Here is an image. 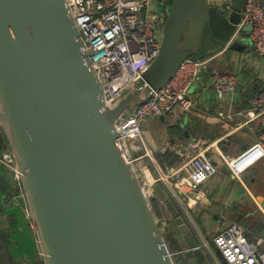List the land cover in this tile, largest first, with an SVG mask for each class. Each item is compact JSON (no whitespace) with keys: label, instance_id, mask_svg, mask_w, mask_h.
Segmentation results:
<instances>
[{"label":"water","instance_id":"95a60500","mask_svg":"<svg viewBox=\"0 0 264 264\" xmlns=\"http://www.w3.org/2000/svg\"><path fill=\"white\" fill-rule=\"evenodd\" d=\"M161 47L149 67L111 104L66 0H0V122L10 136L34 230L46 264H212L160 182L152 194L117 129L128 111L166 86L187 57L225 49L241 21L221 0H168ZM252 24L228 48L243 52ZM129 158V159H128ZM10 207L22 209L7 173ZM157 199L178 242L171 250L152 208ZM6 224L0 217V227ZM1 264H29L0 250Z\"/></svg>","mask_w":264,"mask_h":264},{"label":"built area","instance_id":"2783aa9c","mask_svg":"<svg viewBox=\"0 0 264 264\" xmlns=\"http://www.w3.org/2000/svg\"><path fill=\"white\" fill-rule=\"evenodd\" d=\"M236 1L221 0L220 7L229 15ZM164 3L161 0H66L71 16L82 34L92 65L103 80L106 104H111L158 56L162 40L159 9L164 8ZM248 24H252L249 37L255 53L258 57H263L264 0H244L241 21L225 49ZM213 58H185L166 86L154 91L151 97L125 113L118 121L117 129L131 154L128 159L138 165L151 194L152 185L156 182L164 185L176 199L180 198L178 190L184 186L198 190L218 173L217 166L207 153L211 148L216 149L224 165L243 184V173L264 158V109L261 108L264 103L263 92L257 97L256 106L245 113V122L255 121L261 127L260 138L239 154L234 156L226 153L217 142L205 146L200 140L186 144L177 142L175 147L179 146L183 156L179 167L170 172L158 167L155 175L145 166L144 160L151 157V152L144 143L143 128L146 119L166 115L176 109L190 111L194 105L190 90L200 75L208 71ZM211 79L216 94L221 98L228 91L235 90L243 80L237 74H226L216 69L212 70ZM225 139L226 137L221 138ZM0 164L14 175L20 190L18 197L24 201L21 172L13 156L0 155ZM22 206L30 227L34 229L25 201ZM212 242L214 248L204 240L201 245L215 264L220 263L214 258V251L221 255L226 264H264V238L250 242L244 226L238 222L231 221L220 228L214 234Z\"/></svg>","mask_w":264,"mask_h":264},{"label":"crops","instance_id":"0c3cea01","mask_svg":"<svg viewBox=\"0 0 264 264\" xmlns=\"http://www.w3.org/2000/svg\"><path fill=\"white\" fill-rule=\"evenodd\" d=\"M210 56L214 58L208 71L200 75L190 90L193 108L186 112L176 109L166 115L150 116L144 123V143L151 152V157H147L144 164L155 175L158 167L164 170L161 163L169 166L171 171L181 165L183 156L179 146L175 147L177 142L186 144L200 140L204 146L217 142L226 153L235 156L260 138L261 127L255 121L245 122V113L256 106L257 97L264 92V56L256 55L250 37L243 52L227 48L207 57ZM213 69L237 74L243 80L235 90L228 91L221 98L212 84ZM261 108L264 109V103ZM223 137L226 139L221 140ZM8 147L10 136L6 126L0 122V154ZM207 153L218 173L198 190L184 186L178 190L180 198L176 199L161 184L198 243L204 240L214 248V234L231 221L244 226L250 240L256 242L264 238V158L243 173L244 185L224 165L215 148ZM7 173L0 164V217L6 220V224L0 227V250L25 257L29 264H46L36 231L22 212L10 207ZM172 242L175 245L173 249L177 250L179 244L174 237ZM214 253L220 264H226L217 251ZM183 257L178 264H196L194 259ZM210 261L215 264L212 259Z\"/></svg>","mask_w":264,"mask_h":264},{"label":"rangeland","instance_id":"374dc122","mask_svg":"<svg viewBox=\"0 0 264 264\" xmlns=\"http://www.w3.org/2000/svg\"><path fill=\"white\" fill-rule=\"evenodd\" d=\"M169 3H170V1L167 0V4H169ZM160 26H161V25H160ZM161 27H162V26H161ZM247 44H249V43H247ZM213 55H214V54H213ZM139 174H140V179H141L142 183L145 184L144 176L142 175L141 172H140ZM152 181H153V180H152ZM147 187H148V186H147V184H146V188H147ZM151 205H152V208H153V210H154V212H155V214H156V216H157V219H158L160 225L162 226V228H163L164 231H165V239H166V241H167V244H168L169 248H170L171 250H174L173 248H174L175 246L173 247L172 244H171V242L169 241V238H171L170 240L172 241L173 234H172V232H171V230H170V227H169V225H168V223H167L168 214H167V211H166L165 207L163 206L162 203H160V202H159L158 200H156V199L152 200ZM156 205L159 207V210H161V215H158V213H156ZM174 258H175V262H177V263H179L180 260H183V259H184L183 255H181V254H179V255H175ZM185 264H186V263H185Z\"/></svg>","mask_w":264,"mask_h":264},{"label":"trees","instance_id":"16d2710c","mask_svg":"<svg viewBox=\"0 0 264 264\" xmlns=\"http://www.w3.org/2000/svg\"><path fill=\"white\" fill-rule=\"evenodd\" d=\"M228 49H230V48H228ZM230 50H232V49H230ZM161 163V162H160ZM161 166H162V168H164V171H167V172H169V171H171L169 168V166L167 167V166H163L162 165V163H161ZM156 213H158V215H161V210H159V207L156 205ZM246 236H247V238H248V235H247V231H246ZM171 238H169V241L171 242V244H172V246L174 247L175 245H174V242H172L171 240H170ZM248 240L250 241V242H255V240H250L249 238H248ZM220 258H222V257H220Z\"/></svg>","mask_w":264,"mask_h":264},{"label":"flooded vegetation","instance_id":"af4514ba","mask_svg":"<svg viewBox=\"0 0 264 264\" xmlns=\"http://www.w3.org/2000/svg\"><path fill=\"white\" fill-rule=\"evenodd\" d=\"M161 1H165L166 2V4H167V0H161ZM165 7V6H164ZM165 8H163V10H164ZM0 264H1V262H0Z\"/></svg>","mask_w":264,"mask_h":264}]
</instances>
